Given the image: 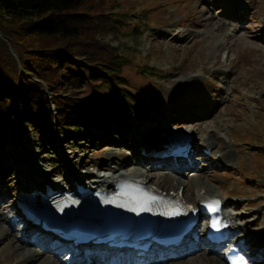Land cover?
Listing matches in <instances>:
<instances>
[{
  "label": "rangeland",
  "instance_id": "374dc122",
  "mask_svg": "<svg viewBox=\"0 0 264 264\" xmlns=\"http://www.w3.org/2000/svg\"><path fill=\"white\" fill-rule=\"evenodd\" d=\"M115 2L112 8L117 2L120 8L105 16L109 21L115 20L118 27L100 25L103 31L95 34V38L125 56L124 76L133 93L141 99L137 109L149 113L127 119L128 100L111 101L108 99L110 89H102L97 86L99 83H94L85 86L83 98L105 100L106 106L125 117L128 127L116 126L122 133L105 129L97 121L88 128L89 121L77 117L91 133H83L84 137L76 143L64 138L57 120L54 124L57 134L47 140V149H43L38 139L32 137L30 125L24 122L23 131L15 130L14 137L2 141L6 142L10 153L5 146H0V234L10 231L8 220L15 215V195L20 189L21 171H24L19 168L22 161L17 156L29 154L27 159L42 163L41 173L49 172L54 179L61 178L69 164L95 172L103 165L110 168L121 163L127 167L141 164L146 175L168 186L172 180H162V177L167 172L178 174L174 163L169 162L166 169L148 163L145 158L141 159L138 148L140 144H147L141 139L145 132L162 124L175 130L194 128L198 146L211 131L232 144L235 157L231 163H225L226 166L215 168L216 151L213 156L200 158L196 145L194 163L191 164L192 159L180 172L198 169L203 182L215 186L226 198L230 211L238 218L235 224H241L239 236L248 243H264V0ZM104 9L108 11L106 5ZM147 65L153 70L141 72ZM47 93L51 102L50 90ZM102 109L107 111V108ZM152 143L148 142L147 147L156 145ZM218 147H223L222 140ZM111 151L117 157H111ZM67 158L71 163L65 162ZM24 166L32 168L31 163ZM190 175L186 180L194 188L196 181ZM34 232L27 231L23 238H33L31 248H42L39 242L43 243L46 236L40 235L36 242L39 235ZM11 238L10 233L2 243ZM8 253L0 252L2 264H11L5 260ZM113 256L109 255L107 260ZM158 258L153 259V264ZM176 259L177 256L172 258Z\"/></svg>",
  "mask_w": 264,
  "mask_h": 264
},
{
  "label": "trees",
  "instance_id": "16d2710c",
  "mask_svg": "<svg viewBox=\"0 0 264 264\" xmlns=\"http://www.w3.org/2000/svg\"><path fill=\"white\" fill-rule=\"evenodd\" d=\"M113 3L115 0L107 4L102 0H0V142L14 137L15 130L23 131L24 122L43 149L57 134V120L64 138L76 143L83 133H91L77 117L110 128L114 119L127 124L105 100L83 98L85 86L94 83L110 89L111 101L127 99L129 112L136 118L148 115L137 109L141 99L124 76L125 56L95 38L103 26L118 27L105 16L120 8V2L112 8ZM142 69L143 73L153 70L148 65Z\"/></svg>",
  "mask_w": 264,
  "mask_h": 264
},
{
  "label": "bare ground",
  "instance_id": "6f19581e",
  "mask_svg": "<svg viewBox=\"0 0 264 264\" xmlns=\"http://www.w3.org/2000/svg\"><path fill=\"white\" fill-rule=\"evenodd\" d=\"M165 128V132L164 134H162L163 129ZM184 130V129H183ZM187 130V129H186ZM185 130V131H186ZM194 128H192L191 130H189L188 132H182V135H188V134H192L194 133ZM177 130L170 128L166 125H160V126H156L153 128H150L148 130V132H145L144 136L141 138L143 140V142H153L152 144H156V145H151L150 147H147L148 144H142L140 145L143 149H145L147 152L152 153L153 151H159L161 149L164 148L165 143L169 142V139L174 137V134ZM192 131V132H190ZM162 140L163 142H157V140ZM225 139V138H224ZM227 139V138H226ZM220 140L223 141V147L221 149H219L218 145ZM207 148L209 150H211L213 152L216 151L217 153H220L221 156V162L223 163H231L235 157V154L232 152V144H229L228 140H223L222 138L218 137L216 135L215 131H211L208 132L206 134V137L203 139L202 142V146L201 148ZM109 155L111 157H117L115 156L116 154L114 152H110ZM30 155L29 154H24L21 156H17L16 158L18 160H21L22 163L24 162L25 164L30 165V163L33 165L32 169L36 170L38 173H41L42 169H39L37 166H40L42 168L43 164L40 163L39 161H32L31 159H27ZM144 156H141V159H144ZM68 159V158H67ZM69 160V159H68ZM141 161V160H140ZM69 162L71 163V160H69ZM190 168H192V166H190ZM73 170H71L73 172L72 176H77L79 179L83 178V180H87L89 182H91V180L93 182L98 181V185L100 186H104V187H109L111 185H113V181L115 180H119L118 182V192L116 194V191L112 193V195L110 196H105V195H96L95 199L92 200L90 198H88L87 200H77V202L75 201L74 203L76 204V207L73 209L74 216L77 217H84L85 219H95L97 218L96 216L92 215L93 212H98L99 211V207H97L98 205H101L104 207L105 200H111L115 195L116 198H114L116 201L115 203H109L112 206L114 205H122L119 208H113L110 207V209L108 211H106V208L104 207V212L107 213H111L114 212L116 210H120V211H124L123 213H121L124 216H129L130 218H133L134 215H139L141 218L143 217H147L148 216H156L158 214L167 216L169 215V212H172L173 210H171V208L168 205V202L166 200L164 201H155V202H151L150 203V207H151V211H144L141 212L139 214H137L136 212L132 211L131 209L133 207L136 206L135 201L132 200V195H135L137 197L141 196L142 192H138V189H132L131 188V180L130 179H136V178H141V182L142 185L146 188L150 187V186H157L160 187L164 190H166L167 194L169 193H182L184 195V199L195 203L196 200L198 199L197 197L200 194H205V195H215V196H219L222 198V200H224L226 202V198L222 197V193L215 187L209 184H205L202 180V174L201 172H199L198 169H194L193 171L191 170H184L183 172H178V174H172V173H164L163 174V179L162 180H172V183L168 186H164L161 182L159 181H155L153 179L152 175H146L143 171L142 165L139 164L138 166H125L124 164H119V166L113 165V167H107L105 165L101 166L99 172L97 173L98 176L94 175L93 173H95L93 170H84V169H78L76 165H74V167H72ZM104 170V172H102ZM28 170H24L21 171V176L20 178V187L22 185V187H27L28 185H30L29 187L33 188V190L38 191V185L39 182H37V184L34 183V179L36 178V174L33 171H29L30 174L27 175V177L24 180V173H26ZM44 174L43 177V182L45 184H49L51 185V187L56 188L58 186V188H64L65 185L70 184V181H66L63 180V184L61 185H57L56 182L60 179H54L52 177V174L49 172H44L42 173ZM191 174V175H190ZM188 175H190L191 177L195 178V185L194 188H192L188 181L186 180ZM135 177V178H134ZM23 181V182H22ZM42 182V181H40ZM73 182H75L73 180ZM127 192L130 193V195H123L122 193ZM17 196V194L15 195V197ZM66 200H61L60 202V207L58 208V212L57 214L61 217V218H66L67 214L66 212H68V215H71L72 212H70V209H66L65 205H66ZM227 203V202H226ZM228 204V203H227ZM66 211V212H65ZM228 211V210H227ZM99 213L100 214V218L103 220L104 218L107 217V215L105 213ZM4 213V212H3ZM228 215L230 216V218H232L235 222L236 220H238V218L234 217L233 214H231L230 212H228ZM72 216V217H74ZM14 217L10 216L9 220H8V229L10 231H6L5 233H1L0 234V252L2 251V253L4 252H10L6 255L5 260H7L8 262H10L11 264H66L64 262H62V260L60 261V256L59 255H51L49 254L51 249L54 248L53 243L52 244H45L42 248H36L33 249L30 247L31 240L28 239V237H25L23 239H18L16 237V234L14 233ZM30 231V230H29ZM11 233L12 238L10 241H8L7 243H2L4 242L3 240ZM202 235V230L199 232L195 233L194 238L199 239L200 236ZM36 238V237H34ZM40 239V235L39 238H36V242H38L37 240ZM34 244V243H33ZM249 246H252V243H248ZM49 245V246H48ZM199 249L192 246L190 247L188 250H184L185 252H182L180 254H177L178 256H180L178 258V260H170V261H164L162 262V264H194L195 261H198V264H226L221 255H218L217 253H215L214 251L208 250V249ZM182 251V250H180ZM191 252V253H186V252ZM223 251V250H222ZM221 251V252H222ZM193 252V253H192ZM21 253H23L22 255H20ZM186 253V254H185ZM164 253H162L161 251H157L153 254L152 257L150 258H146L143 261H137V262H125L123 260H120V262L118 264H153L154 262V258L155 257H160L163 256ZM20 256V257H19ZM264 258V256H262ZM94 260H102L104 263L103 264H109L107 259H102V258H98L97 256L94 257ZM3 261H0V264H2ZM83 263V264H87L83 258L78 255L76 257V263Z\"/></svg>",
  "mask_w": 264,
  "mask_h": 264
},
{
  "label": "snow or ice",
  "instance_id": "6c2138e0",
  "mask_svg": "<svg viewBox=\"0 0 264 264\" xmlns=\"http://www.w3.org/2000/svg\"><path fill=\"white\" fill-rule=\"evenodd\" d=\"M123 195H130V193L124 192L122 193ZM160 199L157 196L154 195H147V194H142L141 196L137 197L135 195H132V200L135 201L136 206L133 207L131 210L136 212L137 214L144 212V211H151V207L149 206L151 202H154L156 200ZM105 203H115V199L112 200H105ZM215 209H213L214 211ZM169 215H177L179 214L176 211H172L168 213ZM213 228L218 227V223L216 221L213 222L212 224ZM231 264H243L242 261L239 260H232Z\"/></svg>",
  "mask_w": 264,
  "mask_h": 264
}]
</instances>
